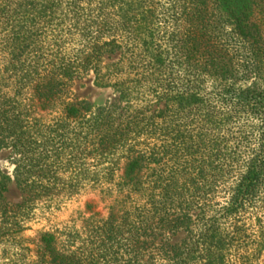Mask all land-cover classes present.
<instances>
[{"label": "trees", "instance_id": "trees-1", "mask_svg": "<svg viewBox=\"0 0 264 264\" xmlns=\"http://www.w3.org/2000/svg\"><path fill=\"white\" fill-rule=\"evenodd\" d=\"M0 53V239L109 202L2 264H264V0H0ZM88 74L115 98L70 101Z\"/></svg>", "mask_w": 264, "mask_h": 264}, {"label": "rangeland", "instance_id": "rangeland-1", "mask_svg": "<svg viewBox=\"0 0 264 264\" xmlns=\"http://www.w3.org/2000/svg\"><path fill=\"white\" fill-rule=\"evenodd\" d=\"M67 89L70 101L89 103L93 106L102 105L107 100L115 98L112 90L101 88L95 84L92 74L74 79ZM123 164L124 160H121L119 168H122ZM0 168L3 172L12 176L14 166L11 164L9 150L0 151ZM121 174L122 171L117 169L116 179ZM21 195L15 181L11 182L6 194L8 200L12 203L20 202ZM222 195L223 193L217 196V202H221L224 199ZM108 207V199L103 194H100L99 191H87L51 207L39 206L35 208L30 212L26 220V230L19 237L17 236V239L16 237L15 239L9 237L0 239V264L4 262L5 254L9 255L12 253L15 248L14 245L18 242L34 249L35 245L32 243L37 241L41 233H75L82 228L84 218H88L93 214L99 217H106L108 215ZM181 238L182 235L175 238V240H180ZM263 259L264 252L257 262L260 263ZM230 260H232V255L227 257V264L230 263Z\"/></svg>", "mask_w": 264, "mask_h": 264}]
</instances>
